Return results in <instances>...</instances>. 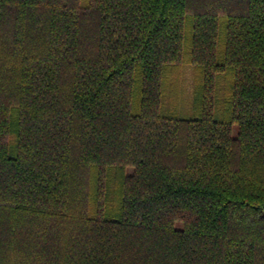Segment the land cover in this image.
Segmentation results:
<instances>
[{"label":"trees","instance_id":"16d2710c","mask_svg":"<svg viewBox=\"0 0 264 264\" xmlns=\"http://www.w3.org/2000/svg\"><path fill=\"white\" fill-rule=\"evenodd\" d=\"M0 264H264V0H0Z\"/></svg>","mask_w":264,"mask_h":264},{"label":"rangeland","instance_id":"374dc122","mask_svg":"<svg viewBox=\"0 0 264 264\" xmlns=\"http://www.w3.org/2000/svg\"><path fill=\"white\" fill-rule=\"evenodd\" d=\"M185 80L183 81V87H184V92L186 97L193 98V85H192V78H191V69L190 67H185ZM223 98V97H222ZM221 98L220 93L216 95V107H215V116L218 119H222L225 113V105L223 103V100ZM168 106H170V95L167 97H164L163 100V105H162V111H164ZM235 133V132H234ZM11 153H14L13 147L11 148ZM132 171L131 168H128V172L130 173Z\"/></svg>","mask_w":264,"mask_h":264}]
</instances>
